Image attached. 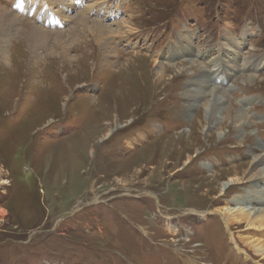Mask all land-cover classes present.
<instances>
[{"label":"rangeland","instance_id":"rangeland-1","mask_svg":"<svg viewBox=\"0 0 264 264\" xmlns=\"http://www.w3.org/2000/svg\"><path fill=\"white\" fill-rule=\"evenodd\" d=\"M60 1L51 30L0 0L18 17L0 22V264H264V226L217 210L264 209L235 184L264 156V0H125L111 19L115 0ZM85 11L129 30L101 44L62 18Z\"/></svg>","mask_w":264,"mask_h":264},{"label":"bare ground","instance_id":"bare-ground-1","mask_svg":"<svg viewBox=\"0 0 264 264\" xmlns=\"http://www.w3.org/2000/svg\"><path fill=\"white\" fill-rule=\"evenodd\" d=\"M41 1H40L41 5L43 3L45 5V2H47V0H41ZM51 1L54 4V6L51 7L52 11H53V8H55L56 12L60 11V12H62V14L65 13L66 10H63V9L67 8L66 4H64L60 0H59L60 2L57 0H51ZM31 2H35V0H31ZM49 3H51L50 0H49ZM45 7H46V5H45ZM54 15H55V19H61V17L58 16L59 14H56L54 12ZM86 16H88V13L85 11V12L78 13L76 15V17L62 16V18L64 20H68V21H70L73 18L76 19L78 26L82 27L81 30H84L86 28L85 26L87 25L88 22H91V23L97 24V25L99 24L98 26L94 25L91 32H93V34H95L98 37V42L101 41V44L104 43L103 41H105V42L109 41L110 37L114 38L119 34L120 35L124 34L125 29H128V26L127 25L125 26L126 21H124L123 19L118 24H116L117 28L112 30L110 28L111 26L101 24L97 20L88 21ZM3 21L5 23H7V26L5 27V29H6V31H8V28L11 29L12 26L14 24H16V22L18 21V17L17 16H10V15H8V13L3 8H0V22H3ZM60 21H62V19ZM87 28H88V26H87ZM50 29L52 30L53 28H50ZM37 30H39V29L33 28V31H37ZM57 30H59V29L56 28V31ZM7 33H9V32H6V34ZM59 33L62 34V31H59ZM30 36H32V35H30ZM2 45H4V46L6 45L5 41L2 42ZM250 49L252 50V49H254V47L252 46V47H250ZM0 52H2V51H0ZM225 59H227V58L225 57ZM245 63H246L245 64V66H246L249 62L246 60ZM157 64L155 63V66L158 68L155 72V75H156L157 79H160L161 77L164 76L163 71L165 70V68H163L162 66H159ZM196 66L197 65L195 63L190 62L186 68H193V67L196 68ZM186 68L183 67L182 69L179 70V72L180 73L183 72ZM168 69H170V68L168 67ZM217 70L218 69L215 70L216 73H217ZM217 74H219V73H217ZM261 81H262V79H259L258 77L247 75L242 79L241 82L244 83L246 86L250 87V86H253L255 84L260 83ZM208 95H209L210 99H208V101L203 105H204V107H206V109L208 111L207 113H209V116L211 117V116H213V114L216 110L220 109V106L224 102V97L217 89L213 90ZM228 117H227L228 120L231 119V120H234L235 122L239 121V123L242 122V124H243V120L245 119L244 118L245 116L240 115V112L231 118H230V115ZM262 161H264V156H256L255 159L249 163V166L246 169V171L244 172L243 176L241 178H237V177L235 178V181H236L235 184L248 183V184L252 185L253 187H257L259 192L254 193V195H251V196L260 199L261 202L264 201V198H262L264 196V167H261L258 165ZM204 166L207 167L208 164H206ZM227 187H228V185L226 183L223 184L222 190H220V191H222V193H223ZM231 203H234V205L236 207V208H234L232 214L230 213L231 210H229L228 208L217 209L219 214H221L222 219L226 225H230L232 220H238V221H246L248 223V225H250V226H254V225H258V227L264 226V209H259V208H254V207L251 208L249 206V202L246 201V199H242L239 197L233 198L231 200ZM3 215H4V212L0 211V216L2 218H3ZM258 245L259 246L256 247V249H254L255 252L256 253H259V252L264 253V245L261 244V242H259Z\"/></svg>","mask_w":264,"mask_h":264}]
</instances>
